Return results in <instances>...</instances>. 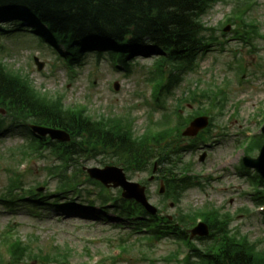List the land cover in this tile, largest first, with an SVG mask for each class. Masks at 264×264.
Here are the masks:
<instances>
[{"label":"rangeland","instance_id":"rangeland-1","mask_svg":"<svg viewBox=\"0 0 264 264\" xmlns=\"http://www.w3.org/2000/svg\"><path fill=\"white\" fill-rule=\"evenodd\" d=\"M237 1L217 0L204 16L205 23L217 27L219 37L225 44L213 45L207 52L197 56L193 70L184 74V81L175 88L173 95L168 96L166 104L165 111L174 109L176 98L190 96L193 89L199 88L195 96L183 102L185 114L192 110L197 115L198 111L211 104L206 93L208 87L216 89L219 83L227 81L224 84L227 101L225 104L218 102L217 109L211 107L206 115L212 122L205 133L210 145L204 148L199 137L192 140L173 137L176 144L168 148V151H175L194 144L196 150L187 149L181 153L177 165L182 167L186 163L191 166L187 175L196 176L197 184L177 194L178 196L175 194L174 198L164 196L159 192L160 180L149 179L153 174L151 166L155 161L147 170L131 171L127 176L135 182H147L145 185L148 196L153 204L161 208L162 215H169L173 219L186 213H194L210 204L222 215L226 214L233 230L238 234H247L256 246L264 249V210L258 209V202L254 198L255 189L256 193L261 192L260 183L254 179V187L250 179L256 176L255 171L247 172L242 165L248 151L245 152L241 144L246 137L261 134L262 124L264 125V0H255L247 14L249 19H254L258 28L257 34L252 35L253 40L249 43L234 36V23L227 31L224 30L227 25L224 20L233 11ZM87 52L88 50L83 51L80 57ZM120 54L105 53L103 58L97 59L96 53H87L79 62H75L72 71L58 59L51 45L32 33L28 26L14 24L13 32L0 33V60L9 69L21 74V71L28 73L38 89L45 93L61 94L65 105L87 106L88 111L94 115L112 116L131 110L137 117L135 131L142 134L146 125L151 122L148 115L154 101L147 97L146 93L152 89V85L145 79H149L150 68L156 60L150 54L136 55L131 70L127 71ZM35 57L43 63L41 70L38 69ZM132 58L134 57L130 59ZM168 70L169 68L166 72ZM242 75H245L244 79L239 80ZM116 82L119 84L118 90L115 89ZM162 113L158 109L157 117H161ZM8 118L5 117L6 122L9 121ZM10 128L0 138V264H54L42 257H46V254L66 253L68 250L71 254L66 264H176L172 253L179 247L180 257L187 253V248L182 244L179 246L172 236L151 243L142 237L136 238L129 233L128 228H116L114 224L119 218L113 212L107 213V222L97 220L93 216V209L84 214L71 209L57 210L51 207L36 210L23 201L19 203L17 200L14 204L3 201V196L9 194V188L13 184L18 185L15 192H19V187L24 185L25 188L35 185L41 192H48L55 191L60 182L58 171L52 172L57 170L52 166L59 161L52 156L22 158V151L25 149L22 144L31 136L27 128ZM250 152L252 156L259 155L258 150ZM205 153L204 160H200V156ZM114 160L109 153L100 154L82 158L78 161V166L104 167ZM15 171L23 174L20 177V184L23 186L14 182ZM158 174L162 175L157 171L156 175ZM87 175L84 171L78 176L82 184V195H88L89 190L92 193L89 198L95 199L96 203L88 206L99 210V188L87 181ZM170 175L171 173L168 177ZM109 190L114 193L121 191L113 187ZM73 196V192L66 195L68 198ZM83 200L85 197H78L77 204ZM19 238L38 257L22 251L23 259L18 263H11L9 246ZM124 239L128 240L127 250L117 259L105 258L115 256L117 252L119 254V243ZM194 241L203 245L197 237H194ZM98 259L100 261L97 263Z\"/></svg>","mask_w":264,"mask_h":264},{"label":"trees","instance_id":"trees-1","mask_svg":"<svg viewBox=\"0 0 264 264\" xmlns=\"http://www.w3.org/2000/svg\"><path fill=\"white\" fill-rule=\"evenodd\" d=\"M214 1L0 0V19L26 21L40 34L47 33L49 40L66 48L67 62L72 64L90 43L121 53L120 58L125 63L128 54H157L159 60L156 64L162 77L158 84L163 91L166 87L169 89L178 85L182 73L193 68L196 57L218 41L214 29L202 19ZM234 23L245 30L250 27L253 32L255 30L253 22L244 17L235 18ZM16 25L22 26L21 23ZM168 67L171 76L166 81L164 75ZM0 107L6 110L15 124L24 121L61 128L72 136L70 142H48L42 138L33 144L37 152L45 148L65 165V176H61V181L65 183H59L56 193L37 194L35 188L31 190L33 199L28 201L36 209L42 205L58 209L68 207L61 203L62 194L75 186L66 177L67 169L83 157L110 153L115 162L121 163L127 171H142L148 169L152 161L164 166L168 159L163 153L170 154L167 149L173 144L168 142L166 131L134 137L133 124L129 119L94 115L84 106L65 105L60 95L37 89L28 74L11 71L1 62ZM5 128V118L0 117V137ZM78 171L82 172V168L78 167ZM170 183L174 189H184L189 181L178 178L170 180ZM5 199L14 203L24 200V197L11 193ZM112 205L119 217L132 219L139 231L145 228L157 238L176 234L184 240L190 249L184 264H264V249L256 246L246 234L233 230L226 215L216 209L210 210L204 217L210 225L211 235L200 246L190 241L187 232L180 227L184 221L177 224L164 217L152 216L139 203L121 197ZM80 209L87 207L82 205ZM192 222L184 224L191 225ZM10 250L12 262L16 263L23 259L22 251L30 255L33 252L22 240L13 243ZM67 255L46 254L42 258L64 264L61 258L66 259Z\"/></svg>","mask_w":264,"mask_h":264},{"label":"water","instance_id":"water-1","mask_svg":"<svg viewBox=\"0 0 264 264\" xmlns=\"http://www.w3.org/2000/svg\"><path fill=\"white\" fill-rule=\"evenodd\" d=\"M39 68H42V64H39ZM207 125V118L201 117L195 119L192 122L191 126L187 129L185 134L195 135L198 130L204 128ZM34 129L38 131L41 135L49 134L53 139L68 140L70 138L69 134L62 130L38 127L34 126ZM264 131V129H263ZM245 165L250 168H255L260 175L264 178V145L261 149V153L258 158L245 157ZM89 173L92 177L101 180L106 185L111 182L114 183V186H121L124 188V196L126 198H135L137 201L144 204L151 212H156L155 207L148 203L146 195L144 193V188L141 187L138 183L130 182L127 180L126 175L122 168L115 166H108L104 169L99 168H90ZM209 232L208 226L204 223L200 224L197 228L193 230L194 234L207 235Z\"/></svg>","mask_w":264,"mask_h":264}]
</instances>
